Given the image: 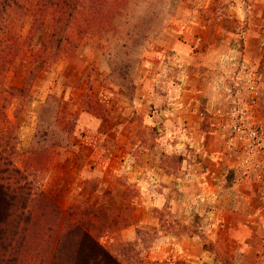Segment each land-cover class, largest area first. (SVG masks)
<instances>
[{"label": "rangeland", "instance_id": "374dc122", "mask_svg": "<svg viewBox=\"0 0 264 264\" xmlns=\"http://www.w3.org/2000/svg\"><path fill=\"white\" fill-rule=\"evenodd\" d=\"M90 5L81 1L65 27L80 31L58 34L61 50L33 72L49 16L29 39L28 13L2 16L21 43L0 82V166L25 173L43 201L90 212L93 237L120 264H184L154 257L156 224L186 238L189 255L201 246L195 264H264V230L229 202L264 197V0H123L82 31ZM16 211L0 188V264L13 251L24 264V249L71 260L24 235Z\"/></svg>", "mask_w": 264, "mask_h": 264}, {"label": "trees", "instance_id": "16d2710c", "mask_svg": "<svg viewBox=\"0 0 264 264\" xmlns=\"http://www.w3.org/2000/svg\"><path fill=\"white\" fill-rule=\"evenodd\" d=\"M82 0H0V82L2 74L6 72L9 64L16 55V50L20 45L18 41V32L20 26L9 21L5 25L2 16L17 12L24 17L28 13L30 18L27 38H31L42 25V20L45 16H49V24L47 30L42 34L40 48L36 49L30 55L32 62V71L36 68H41L40 63L48 56L54 59L55 52L59 48L61 50V42L58 34L64 32L66 37H70L74 32H79L80 29L74 24L69 26V30H65L68 25V20L73 13L81 14L77 8L81 9ZM94 5L89 6V16L83 18L84 26H80L82 31L92 28L90 20L94 16L108 18L111 16L117 5L121 4L120 0H91ZM45 13V14H44ZM22 22V20H21ZM3 23V24H2ZM72 28V30H70ZM46 46H49L52 51L47 52ZM28 167V166H27ZM24 166V172L27 169ZM26 168V169H25ZM30 182L24 173L13 167L11 162L0 166V188L3 191L5 204L8 209L19 210L17 216L24 224V235L27 231L36 236L37 233L44 238L47 252L62 255L65 250L71 253V260L65 261L64 258H42L41 260L28 259L24 249V264H120L110 253L101 246L91 233L92 224L87 220L92 216L84 208L76 205H70L66 208H61L51 201L42 200L41 192L33 193L30 188ZM44 210H48L47 216L42 215ZM17 212V211H16ZM48 224H45L47 223ZM43 234L45 236H43ZM25 247V245H24ZM15 252L8 256L7 261L12 264H17V259L14 257Z\"/></svg>", "mask_w": 264, "mask_h": 264}, {"label": "crops", "instance_id": "0c3cea01", "mask_svg": "<svg viewBox=\"0 0 264 264\" xmlns=\"http://www.w3.org/2000/svg\"><path fill=\"white\" fill-rule=\"evenodd\" d=\"M171 194V193H170ZM201 196L206 197L208 195L207 192L200 193ZM162 195L157 194V193H147L146 195H140L141 199H149V202L151 205L157 206L159 205L157 203H152L154 200H159L162 199ZM167 199H171L172 202V197L165 196ZM217 194L215 196H210L211 199L216 198ZM261 197V198H260ZM257 198V200L260 203H251V196H246L244 194H237L235 196L231 195L229 198V202L231 204V212L233 213H242L245 215H248L250 219L247 221L248 225L251 227V229H259V230H264V197L260 196ZM175 199V198H174ZM248 200V203L250 204L248 207H240V203L243 201ZM175 203V202H172ZM140 208L143 210H148V207L146 206V202L141 201L139 204ZM161 206V205H160ZM159 206V207H160ZM158 207V208H159ZM152 208V207H151ZM217 209V208H216ZM148 219L144 218L143 220L140 221V223H146ZM154 223H156L157 220L154 219ZM212 221L209 222H204L205 224L210 225ZM216 223V222H215ZM212 224L213 227H216V224ZM238 226H243L245 225L244 222H236ZM133 226V225H132ZM128 228L125 231L127 232V237L128 239H131L130 237H135L134 233V227ZM157 235L156 237L150 241L149 247L152 248V253L155 258L160 259V258H165L174 260L177 258H182L184 260V264H195L196 262H200V259L203 257V252L200 246V249L194 247V252L196 254L192 253V255H189L190 252L186 251V238H182V242H180L179 237L174 235L171 232H166L164 229H162L159 225H157ZM136 227V226H135Z\"/></svg>", "mask_w": 264, "mask_h": 264}, {"label": "built area", "instance_id": "2783aa9c", "mask_svg": "<svg viewBox=\"0 0 264 264\" xmlns=\"http://www.w3.org/2000/svg\"><path fill=\"white\" fill-rule=\"evenodd\" d=\"M248 136L253 137L254 136V131L248 130Z\"/></svg>", "mask_w": 264, "mask_h": 264}]
</instances>
